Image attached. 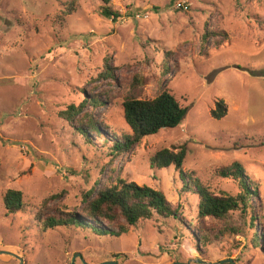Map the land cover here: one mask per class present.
Masks as SVG:
<instances>
[{
  "label": "rangeland",
  "instance_id": "1",
  "mask_svg": "<svg viewBox=\"0 0 264 264\" xmlns=\"http://www.w3.org/2000/svg\"><path fill=\"white\" fill-rule=\"evenodd\" d=\"M184 1L187 10L178 7ZM73 2L75 10L59 18ZM101 3L0 0V264H264V0H114L115 20L99 14ZM106 57L112 82L97 77ZM137 73L147 78L138 97L165 87L189 107L182 123L117 157L96 135V148L88 147L59 111L84 91L115 94L94 115L130 133L122 100ZM218 100L226 107L220 119L211 113ZM183 145V175L174 165H151L158 150ZM236 162L262 183L259 225L208 241L199 225L212 226L198 217L195 184L237 194V179L222 174ZM118 179L163 192L178 212H154L117 235L74 224L44 229L47 213H82L86 191ZM9 188L23 192V211L5 209ZM51 194L61 196L38 217ZM231 214L243 227L240 212ZM253 232L261 237L253 241Z\"/></svg>",
  "mask_w": 264,
  "mask_h": 264
},
{
  "label": "trees",
  "instance_id": "2",
  "mask_svg": "<svg viewBox=\"0 0 264 264\" xmlns=\"http://www.w3.org/2000/svg\"><path fill=\"white\" fill-rule=\"evenodd\" d=\"M100 1L102 3L99 5L98 12L101 16L113 20L121 16L120 12L113 7L112 2L114 0ZM72 6V9L63 10L59 18L62 19L71 14L75 10L74 2ZM164 67H169V64L166 63ZM114 68L111 58L106 57L102 66L103 71L97 77L104 82L109 80L112 82L116 79ZM146 80L145 76L135 74L130 87L133 90L125 95L122 100L123 117L131 129L130 133L121 134L111 125L99 121L94 115V109L107 102L112 104L117 97L115 94L105 91L89 92L87 95V91H84L85 95L81 102L68 104L66 108L59 111V115L70 126L71 131L82 138L88 147L96 148L97 143L92 137L96 135L98 139L102 140L103 146L108 147V155L117 157L123 152H130L144 137L154 135L163 128H174L180 125L189 110L188 106H183L174 93L165 87L153 98L138 97L137 91ZM211 113L214 118H222L226 113L225 103L218 100ZM103 128L111 131L113 135L117 136V139L107 138L102 131ZM185 157L186 148L184 145L178 151L163 148L151 157V165L156 168L174 165L183 175L182 165ZM222 174L237 179L241 186L237 194L231 195L225 192L218 194V192L210 191L208 187L199 182L195 184L196 188H194L199 197L198 217L201 221L212 226L203 229L205 224L199 225L200 232L203 231L200 237L208 238V241L220 240L225 234L245 236L248 233V228L253 229L259 225L257 222L260 212L255 203L261 202L258 191L262 185L260 180L258 181L247 174L244 166L239 162L227 170H223ZM59 196L61 194H51L45 198L41 203V212L38 217L44 214L45 205ZM82 199L84 202L82 213H68L67 216L49 215L47 213L43 219L44 229L74 224L77 228L90 226L98 234L117 235L126 232L138 221L151 218L154 212L166 217L176 215L178 212V209L172 207L163 192L146 185L140 186L136 182H127L125 179H118L111 185H105L104 188L102 187L97 191L92 188L84 193ZM3 203L8 213L23 211L25 208L24 194L21 190L9 188L3 195ZM234 210L240 212V217L244 220L243 227L230 221L231 212ZM104 222L109 228L106 225L101 226V223ZM114 225L119 227L118 230H115ZM253 233V241L261 237V235Z\"/></svg>",
  "mask_w": 264,
  "mask_h": 264
},
{
  "label": "clouds",
  "instance_id": "3",
  "mask_svg": "<svg viewBox=\"0 0 264 264\" xmlns=\"http://www.w3.org/2000/svg\"><path fill=\"white\" fill-rule=\"evenodd\" d=\"M178 4H183L184 6H186V8L183 6V5H178V7H180V8H183V9H185V10H187L188 8H189V5H188V3L187 2H178Z\"/></svg>",
  "mask_w": 264,
  "mask_h": 264
},
{
  "label": "built area",
  "instance_id": "4",
  "mask_svg": "<svg viewBox=\"0 0 264 264\" xmlns=\"http://www.w3.org/2000/svg\"><path fill=\"white\" fill-rule=\"evenodd\" d=\"M178 5H183V4H178ZM184 6V5H183ZM186 8V6H184Z\"/></svg>",
  "mask_w": 264,
  "mask_h": 264
},
{
  "label": "water",
  "instance_id": "5",
  "mask_svg": "<svg viewBox=\"0 0 264 264\" xmlns=\"http://www.w3.org/2000/svg\"><path fill=\"white\" fill-rule=\"evenodd\" d=\"M105 263H107V262H105ZM101 264H104V263H101Z\"/></svg>",
  "mask_w": 264,
  "mask_h": 264
}]
</instances>
